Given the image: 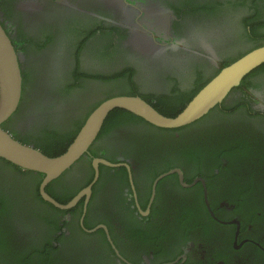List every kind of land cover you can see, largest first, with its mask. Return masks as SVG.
Masks as SVG:
<instances>
[{
	"label": "flooded vegetation",
	"instance_id": "flooded-vegetation-1",
	"mask_svg": "<svg viewBox=\"0 0 264 264\" xmlns=\"http://www.w3.org/2000/svg\"><path fill=\"white\" fill-rule=\"evenodd\" d=\"M256 3L260 10L254 16L257 21L264 17V0ZM251 12L255 9L250 0H0V23L19 55L21 74L36 81V87L26 85L19 110L6 129L27 138V143L30 139L32 145L31 137L43 136V129L55 130L62 138L95 103L108 94L126 92L130 86L139 93L152 94V102L163 94L171 95L172 101L184 99V93L192 90L201 76L208 78L221 62L255 45L248 36ZM138 21L144 30L137 28ZM78 67L83 75L75 80ZM124 69L130 72L123 77H98ZM248 81L251 84L231 92L233 98L228 101L231 107L240 99L246 101L251 111L240 107L235 113L221 114L229 120L206 119L202 123L212 127V141L217 145L218 133L225 134L226 125L236 122L240 131L252 133L260 145L253 147L250 154H255L264 149V109L259 107L264 106V70ZM74 82L78 86L67 89ZM105 127L61 182L53 183L56 193L67 187L75 194L91 183L86 205L82 197L72 208L56 211L59 208L40 194L39 172L0 158V244L7 245L4 249L0 245V264H19L15 253L21 248L20 252L29 251L32 245L40 248L33 256L34 264L44 258L58 264H264L256 250L258 246L264 252L259 242L264 241V222L244 221L240 230L233 203L246 200L247 181L253 179L255 186L256 181L264 182V158L255 167L245 157L231 167L222 158L219 171L213 158L198 164L185 157L184 140L177 131L128 117L112 119ZM190 127L188 132L183 129L189 136L197 131ZM229 135L235 138L233 133ZM226 140L229 137L223 136L220 144ZM94 158L113 165L99 162L95 178ZM175 168L182 171L186 186L173 172L159 178L153 187L159 175ZM200 171L216 175L205 179ZM220 172L223 175H217ZM195 193H213L216 208L224 211L216 213L209 205L211 218L201 213ZM250 193H254L253 185ZM144 196L147 201L142 207ZM151 208L154 215L149 217ZM86 217L95 223L93 227L105 225L111 238L107 225L98 220L110 223L119 247L111 240L119 255L103 228L85 230ZM132 217L136 224L131 223ZM161 218L170 222L165 225L168 233H162L165 255L174 258L160 263L145 236L142 241H131L125 230L130 225L148 231ZM98 229L103 230L112 252L102 242V234L96 233ZM217 246L220 254L210 256Z\"/></svg>",
	"mask_w": 264,
	"mask_h": 264
},
{
	"label": "trees",
	"instance_id": "trees-1",
	"mask_svg": "<svg viewBox=\"0 0 264 264\" xmlns=\"http://www.w3.org/2000/svg\"><path fill=\"white\" fill-rule=\"evenodd\" d=\"M257 1L258 0H254V1L250 0V2L252 4V7L255 9V12H251L249 14V17L247 18V23H248V25H250V33H248V36L250 37V39L253 42H255V45L252 48H249V49H247V50H245L243 52L238 53L237 56H235V57H233V58H231L229 60H224L223 62H221L220 66L217 68V70L212 75H210L208 78H204V77L201 76L196 81L194 88L192 90L187 91L186 93H184V96H185L184 99H177V100L172 101V100H170L171 99V95L163 94L161 96V97H163L162 99H160L161 97L160 98L158 97L156 102H152L151 99H150L153 96L152 94L139 93L132 86H130L128 91H126V92H121V93H118V94H108L105 98H108V97L114 96V95H121V94L139 95L143 99H145L147 102H149L160 113H162L164 115H167V116L176 115L187 104V102L193 97V95L213 75H215L218 72V70L220 69L221 66L229 64L230 62L234 61L235 59H237L238 57H240L241 55H243L247 51H249V50L253 49L254 47H257V46H259V45L264 43V17L260 18L257 21L254 18L255 15H258L257 13H260V10L257 8V3H256ZM238 3L239 4H245L244 1H239ZM262 70H264V63L260 64L258 67L254 68L247 75H245L243 77L242 81H241V85L238 86V87L244 88L247 85L249 86L251 83H250V81H248V78L251 77L253 74H255V73L259 72V71H262ZM128 72H130V69H124V70H122L120 72L112 73L111 75L110 74H105V75H100L99 74L98 77L101 78V79H104V80H109V79L115 78V77H123ZM81 75H83V74L80 73L79 67L75 68V70H74V79L77 80ZM128 79H129V81L131 80V78L129 76H128ZM202 79H204V80L201 81ZM29 83L33 84L36 87V81L30 75L28 76L25 73H24V75L22 74V93L25 91L24 89H25L26 85H29ZM74 86H78V83L74 82L73 84L67 85V87H68L67 89H70V87L72 88ZM238 87L232 89L231 92L235 93L234 91ZM105 98H103V100ZM232 98H233V96H232V94H230L229 99H232ZM101 101H98L97 103H95L90 108V110L87 112L86 116L82 120H80L77 123H75V128L73 130H68L66 132H63V133H65V135L62 138L61 137L60 138L57 137V135H59V133L57 131H55V130H44V129L41 130L42 132H44L43 136L36 137V138L31 137L32 140H33L31 142H33L34 147L39 148L42 152H44L45 154H47L49 156H55V155H58V154H61L62 152H64L65 149L67 148V146L70 144V142L75 137V135L78 132V130L81 127V125L84 123V121H85L86 117L88 116V114ZM239 101H240L239 103L234 102L233 106L231 107L230 102L228 101V98H227L221 104H219V105L215 106L214 108H212L206 115H204L203 117H201L200 119H198L197 121H195V122H193L191 124H188V125L176 128V129H164V128H160V129L161 130H166V131H177V132L181 133L180 134L181 135L180 139L184 140L182 142V144L185 146V147H182V150L184 152L182 154H185V157H189L190 159L195 160L198 164H201L204 160L208 161V160H211L213 158V160L216 161L214 167H217L218 170L221 171V169H223V167L221 166L222 163H221L220 159L223 158V159L227 160V165H229V167H231L232 165L235 164V162H237V160H239V158L245 157V159L248 162L252 163L253 166L255 167L257 164L260 163V159L264 158V149L262 150V152L258 151V153L250 154L253 151V147L254 148L255 147H260V145L255 143V140L252 138V133L249 132L247 134L246 132L240 131L241 130V126L236 124V122L235 123L231 122L228 126L226 124L225 125L229 129L231 127H233V128L231 130L225 129V131H222V133H225V134L218 133V135L216 136L217 139H218L217 145H216L212 141L213 137H211L212 136V133H211V131H212L211 128L212 127H210V126L208 127L207 124L202 123L206 119L207 120H209V119L218 120V118H220L219 120L226 121L228 118L227 119H222L221 116L222 115H226L228 112H229V114L230 113H235L237 111V109H239L240 107L249 109V111H251V109L248 106V104L246 103V101H241V99ZM234 105H236V106H234ZM18 110H19V105H18L17 109L15 110V112L5 122H3V124H2L3 128L6 129V127L8 126V124H7L8 121L10 122L12 116L15 115ZM249 111L247 110L246 113H249ZM249 115H251V113H249ZM119 117L137 118V119L143 121L145 124L155 127L154 125L146 122L141 117H138V116L134 115L133 113L127 111V110L120 109V108H115L107 115L106 119L104 120V123L102 125L101 130L106 128L105 125L108 123V121H110L112 119H118ZM221 125H223V124H220L218 126H221ZM190 126H194L193 128H195L197 130L191 136H189L187 134V132L190 129H192ZM206 128H209V129L206 130ZM183 129H186L187 132H184ZM229 132L233 133L235 135V138L231 139L230 138L231 136L229 135ZM15 133H16V131H15ZM13 136H14V138L20 140L23 143H27L28 142V139L25 138V137L19 138L17 134H15ZM223 136L229 137V139L231 141L230 140H228V141L226 140L225 144H220L221 139H223ZM262 140H264V139H262ZM29 143H30V139H29ZM29 143H27V144H29ZM188 145H192V146H188ZM262 148H263V146H262ZM3 160H5V159H3ZM5 161H7V160H5ZM7 162H9V161H7ZM225 167H226V165H225ZM70 168L67 169V170H70ZM255 171L258 173L257 170H255ZM65 172H63L60 176H58L57 178H55L51 182H49L48 185L45 188L46 192L50 196H52L55 200L60 202V203H66L67 201H69L75 195V190L72 191L70 188H67V187L62 192H59V193L55 192V187H54L53 183L59 184L61 182ZM223 173L224 172H220L217 175H223ZM37 174L40 175V178H42V174H40V173H37ZM198 174H200L201 176L205 177V179H208V177H210L211 175H216V174H206V173H204L202 171H200ZM185 177H186V179L190 180L188 176H185ZM247 183L248 184L246 185V189L248 188L249 193H243L244 195H247L246 200H244L243 202H240V203H236L235 201H233V203L236 206L235 207V212H236V214L239 215V218H240V221H241L240 230H243V228L245 227V224L243 223L244 221L252 223V224H254L255 222H258V221H263L264 222V197L260 196L261 193H264V182L256 181V186H255L254 180L252 179L250 181H247ZM207 185L208 186L210 185L208 181H207ZM252 185H253L254 193H250V191L252 190ZM70 191H72V192L69 193ZM190 194H194V193H190ZM212 194L213 193H207V199H208L210 208L216 213L219 212V211H222V209L220 207L218 209L216 208L217 205H218V201H215V199H213ZM195 195H196L195 196L196 199L199 202L198 203V207L200 209V212L201 213H205V214H207L209 216L207 207L205 206V203H204L203 193H195ZM38 197L40 198L39 195H38ZM144 197L145 198H143V200H140V203L142 204V207H145V204H146V201H147V196H144ZM156 199H157V196H156ZM81 203H82V200L79 202V204H81ZM49 205L52 208L55 209V207H53L51 204H49ZM55 210L59 211V212H62V210H60V209H55ZM152 215H154V210L151 208L149 217L152 216ZM183 217L186 218L187 216H183ZM86 219H87V217L84 218V221H83L84 226L86 228H91V227H93L95 225V223L91 224ZM166 219L165 218L159 219V222L161 220L162 223L158 222L154 227H152L148 231H144V230L143 231H139L140 229H138V227H134V226H130V225L125 230V235L127 236V239L131 240V241L138 242L136 239L142 241L141 238L143 236H145V240H147L148 242L152 243V245H153L154 258L155 259H160V263L161 262L171 261L174 258V257L168 258L165 255L166 251H164V239L162 238V233H168V232H165V227L166 226H170V222L166 221ZM179 219H177V221H179ZM180 221H181V219H180ZM98 222H103V223H105L107 225V227L109 229V233L111 235V239L113 240L114 244L117 247H119L117 242H116V236L112 233V228L110 227V223L107 220H105V221L104 220H98ZM98 222H96V223H98ZM136 222L137 221L134 220V218L132 217L131 223L136 224ZM78 228L79 227H77V225H76L75 230L77 231ZM96 233L102 234V242L108 248V250L110 252H112L111 249H110L109 243L107 242V239L104 236L103 230L102 229H98L96 231ZM259 242L264 246V241H262V242L259 241ZM48 245H50V247L52 246V244H50V243ZM252 245L255 246L254 243H252ZM6 246H7L6 244H2L1 245L2 249L6 248ZM256 247H257L256 248L257 253L260 255L259 257L264 261V252H263V250L260 247H258V246H256ZM39 249H40L39 247H36V246L32 245V246H30L29 251H27L25 249L24 251L20 252V250H19L17 253H15L16 257H18L19 260H20L19 264H34L35 261L33 259V256L39 251ZM216 250L210 256L217 257L220 254L218 246L216 247ZM18 254L22 255V257L20 258L18 256ZM210 256L208 255V258ZM223 263L224 264H229V261H227V262L225 261ZM38 264H58V263L55 260H53V259L49 260V259L44 258V260L39 261ZM65 264H66V262H65ZM246 264H247V262H246Z\"/></svg>",
	"mask_w": 264,
	"mask_h": 264
},
{
	"label": "water",
	"instance_id": "water-1",
	"mask_svg": "<svg viewBox=\"0 0 264 264\" xmlns=\"http://www.w3.org/2000/svg\"><path fill=\"white\" fill-rule=\"evenodd\" d=\"M117 2L120 0H107ZM140 28L139 21L136 24ZM140 29H143L141 27ZM264 63V43L247 51L234 61L221 66L218 72L213 75L187 102V104L174 116H167L160 113L149 102L139 95H114L102 100L86 117L73 140L64 152L55 156H49L32 144L23 143L14 138L13 134L3 128L5 122L17 109L22 94V74L19 65V55L15 51L13 43L0 23V158L17 165L20 168L36 171L42 174L39 191L42 198L55 207L63 210L72 208L83 197L86 205L91 194V183L83 187L66 203H60L50 196L45 188L53 179L60 176L70 168L87 151L100 131L105 118L115 108L127 110L134 115L141 117L146 122L164 129H176L191 124L212 108L221 104L230 95L232 89L241 85V81L254 68ZM264 109V106L259 104ZM113 165L112 163L94 158L95 178L97 175L98 163ZM177 172L182 181V171L178 168L162 173L156 181L170 173ZM206 207L209 208L207 193H203ZM142 213H147L142 211ZM212 214V211L210 210ZM213 215V214H212ZM236 223H238L235 220ZM82 223V219H81ZM97 228H103L107 239L118 254L105 225L99 224L96 227L86 229L91 232ZM185 258V255H182Z\"/></svg>",
	"mask_w": 264,
	"mask_h": 264
}]
</instances>
